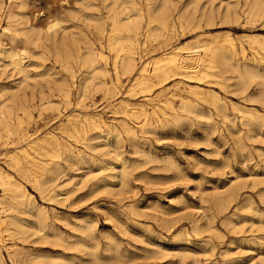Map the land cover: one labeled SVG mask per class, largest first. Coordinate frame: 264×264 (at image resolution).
Masks as SVG:
<instances>
[{"label": "rangeland", "instance_id": "rangeland-1", "mask_svg": "<svg viewBox=\"0 0 264 264\" xmlns=\"http://www.w3.org/2000/svg\"><path fill=\"white\" fill-rule=\"evenodd\" d=\"M0 1V32L9 26L4 47L23 50L22 65L30 66L21 74L0 56V102L8 105L11 129L1 126L0 168L29 197L26 209L0 214L9 227L0 264H264V49L251 39L264 43V0H134L141 28L137 37L122 31L119 45H130L131 36L138 68L148 63L152 71L175 47L183 54L191 46L225 45L240 69L255 75L241 81L217 59L215 77L202 84L169 73L139 87L135 75L113 74L107 33L100 38L97 30L101 19L110 31L108 17L128 12V0ZM10 10L19 25L8 21ZM163 18L169 27H160ZM54 21L61 26L46 32ZM90 49L107 56L105 77L88 72ZM30 158L49 171L28 170ZM11 215L27 225L24 232L10 225Z\"/></svg>", "mask_w": 264, "mask_h": 264}, {"label": "bare ground", "instance_id": "bare-ground-1", "mask_svg": "<svg viewBox=\"0 0 264 264\" xmlns=\"http://www.w3.org/2000/svg\"><path fill=\"white\" fill-rule=\"evenodd\" d=\"M12 1L13 0H10L9 2L12 4ZM90 1V0H88ZM103 1V0H102ZM105 2V1H104ZM129 3H131L132 5V8H130V10L128 12H124V13H117L115 12L114 14H112L110 17L108 18H111V29L110 31H106V28H105V23L107 24V22L101 20V19H98L100 22L98 24V35L99 37H103V35H105V32L107 33L106 36V43H107V47L109 49V51H112L113 53V61H112V69L114 71L113 74H115L116 78L119 79L120 76H127V77H132V76H136L135 77V82L138 83V87L139 85H150L152 82H153V79L156 78H159L161 76H167L169 75V73H172L174 74L175 76L177 75H181V76H184L186 77L187 80H190V81H197L199 84H202L203 83V80L206 78V77H209V76H214L215 77V74H214V71H212V69L214 68L213 65H215L216 63V60L217 59H220L222 60V62L226 63V64H229L230 66H232V68L238 70L239 72V76H240V79L241 81H245L246 79H249L251 78V80L253 79V76H255L253 74V70L251 69H245V70H241L239 65H238V61L237 59L233 56V55H230L228 54L227 52L224 51V46L225 45H219L217 47H215V49L213 50V47H210L208 45H199V46H196V47H192L191 48H185L187 49L185 53H180L179 52V49L180 47H175L174 49H172L171 51H168V52H165L164 54L161 55V57L158 58L157 61H155V65H154V68L153 70L151 71V69L149 70L148 68V65H151V64H141V66L138 68L137 67V64H136V56H135V48L133 46H130L132 45V42L134 43V41L131 39V36H128V40L130 42V45L128 46H125V45H119V40H120V36L119 34L122 32V31H127V32H130V33H134V37H137L138 34H139V31H140V28H141V24H140V21L137 20V17L141 15V9L140 8H137L135 7L136 4H135V1L134 0H128ZM188 2V1H187ZM85 3V2H84ZM108 3V2H107ZM106 3V4H107ZM117 3V2H116ZM3 3L0 1V7ZM115 4V3H114ZM260 2H257L255 3L254 5H258V9L257 11L259 12L260 9H261V5H259ZM98 5V4H97ZM3 6V5H2ZM114 6V5H112ZM86 7V6H85ZM253 7V6H252ZM92 8V6H91ZM94 8V7H93ZM109 8V7H108ZM121 8V7H120ZM97 9V8H96ZM175 9V8H174ZM112 10V9H111ZM115 10V8L113 9ZM117 10V8H116ZM115 10V11H116ZM127 10V9H126ZM178 10V9H177ZM93 11V10H92ZM110 11V10H109ZM170 11V10H169ZM180 11V10H179ZM187 11V10H186ZM81 12V11H80ZM261 12V11H260ZM264 12V11H262ZM261 12V13H262ZM78 13V12H77ZM85 13V12H84ZM179 13V12H178ZM178 13L176 15H178ZM226 13V12H225ZM181 14V13H180ZM260 14V13H259ZM23 15V14H22ZM89 15V14H88ZM97 15V14H96ZM261 15V14H260ZM263 16V15H261ZM17 16H19V14L15 11V10H10L9 11V14H8V21H12V22H17L18 21V18ZM87 16V15H86ZM98 16L100 17V15L98 14ZM107 17V15H105ZM258 16V14H257ZM22 17L20 18V20H22ZM84 17V16H83ZM92 18V17H91ZM168 18V17H167ZM229 18V17H228ZM6 19V18H5ZM80 19V18H79ZM61 20V19H60ZM84 20V19H83ZM180 20V19H179ZM255 20V19H254ZM64 21V20H63ZM11 22V24H12ZM14 22V24H15ZM91 22V21H90ZM95 22V21H94ZM92 24V22H91ZM17 25L18 22H17ZM22 25V24H21ZM31 25V24H30ZM29 25V26H30ZM33 25V24H32ZM63 25V24H62ZM96 25V24H95ZM162 28H167L169 27L168 26V22L167 21H164V18H163V22H161L160 24ZM36 26V25H35ZM35 26H31L29 28V31L30 32H35L36 31V28H34ZM61 26V22L60 21H54V22H51L50 24H47V27L45 26V30L47 29L46 32H53V31H57V28ZM78 26V25H77ZM76 26V28H77ZM159 27V28H160ZM3 28V27H2ZM95 28V27H94ZM186 28V27H185ZM9 30V26L7 27H4V31L3 32H0V56H4L5 58H9V64L10 66H12L14 68V70H18V72L21 74L22 73H25L26 74V68H30L29 67H25L24 65H22L23 63V59H24V55H25V52L23 50L21 51H17L15 50V48L13 47H4V43L1 39L2 35L5 34V32H7ZM41 30V29H40ZM44 30V31H45ZM61 30L63 31V29L61 28ZM65 30L64 29V33H65ZM14 31V30H13ZM39 31V29L37 30ZM59 31V29H58ZM170 31V30H169ZM15 34L14 36H18V34H20L18 32V30H15L14 31ZM29 32V33H30ZM36 33V32H35ZM45 33V32H44ZM58 33V32H57ZM64 33H60V35H64ZM72 34L74 32H71ZM156 33V32H155ZM161 33V32H160ZM67 34V32L65 33V35ZM157 34V33H156ZM25 35H27L25 33ZM29 35V34H28ZM33 35V34H32ZM45 36V34H43ZM56 35V33H55ZM146 35V34H145ZM248 35V34H247ZM37 36V35H36ZM52 36V35H51ZM77 36V35H76ZM152 36V35H151ZM23 37V36H22ZM40 37V36H38ZM54 37V36H53ZM61 37V36H59ZM63 37V36H62ZM70 37V35H69ZM73 37H74V34H73ZM158 37V36H156ZM24 38V37H23ZM41 38V37H40ZM72 37H70L71 39ZM32 40V38H30ZM44 39V38H43ZM50 39V38H49ZM64 39V38H63ZM251 39H253L254 42H258V45L259 47L263 48L264 49V43L262 41H259V38L258 37H252ZM19 40V39H18ZM53 40V39H52ZM58 40V39H57ZM69 40V39H68ZM76 40V39H75ZM156 40V38H155ZM21 41V39H20ZM33 41V40H32ZM49 41V40H48ZM47 41V42H48ZM62 41V39H61ZM61 41L59 43V48H62L61 45ZM67 41V39H66ZM65 41V42H66ZM77 41V40H76ZM75 41V42H76ZM157 41V40H156ZM24 42V41H23ZM52 42V41H51ZM64 41H62V44H63ZM72 42V41H70ZM69 42V43H70ZM74 42V44H75ZM83 42V41H82ZM126 42V41H125ZM33 43V42H31ZM35 43V42H34ZM50 43V41H49ZM54 43V42H53ZM58 43V42H57ZM67 43V42H66ZM178 43V42H177ZM43 44V43H42ZM51 44V43H50ZM84 44V43H83ZM82 44V45H83ZM179 44V43H178ZM35 45V44H34ZM64 45V44H63ZM76 45L78 46V43L76 42ZM193 45V44H192ZM227 45H230L231 46H234L235 43L233 40H230L229 43ZM8 46V45H7ZM33 46V45H32ZM55 46V45H54ZM73 46V44L71 45ZM179 46V45H178ZM42 47V46H41ZM66 47L68 48V46L65 45V48L63 47V51L64 49H66ZM152 47V46H150ZM56 48V47H55ZM58 48V47H57ZM103 48V47H102ZM234 48V47H233ZM236 48V47H235ZM182 49V48H181ZM48 50V49H47ZM68 50V49H67ZM233 50V49H232ZM59 51V49H58ZM86 51V50H85ZM84 51V52H85ZM236 51V50H235ZM57 52V51H56ZM204 52V54H203ZM69 53V52H68ZM64 54V53H63ZM70 54V53H69ZM235 54V53H234ZM259 54V53H258ZM35 55V54H34ZM38 55V54H37ZM89 55V54H88ZM31 56V55H30ZM36 56V55H35ZM39 56V55H38ZM43 56V55H42ZM58 56V54L56 55ZM55 56V57H56ZM87 56V55H86ZM207 56V58L205 57ZM34 57V56H33ZM44 58V57H43ZM60 58V57H59ZM1 59V58H0ZM45 59V58H44ZM1 62V61H0ZM79 62V61H78ZM103 62L105 63V65L103 66ZM148 62V61H147ZM2 63V62H1ZM57 63V62H56ZM87 66H88V72H92L94 74V77L95 78H101V77H105L107 74H109V71L106 67L107 65V56L104 54L103 51H95L94 49H90V58L87 60ZM258 63V62H257ZM7 64V63H6ZM5 64V65H6ZM109 64V63H108ZM5 65L4 67L2 68H5ZM30 65V64H29ZM68 65V64H67ZM9 66V65H7ZM6 66V67H7ZM33 68H35L34 66H32ZM41 67V66H40ZM39 67V68H40ZM244 68V67H243ZM37 69V68H35ZM71 69V68H70ZM214 70V69H213ZM3 71V70H2ZM13 71V70H12ZM227 71V70H226ZM225 71V72H226ZM47 72V71H46ZM228 72V71H227ZM18 73V74H19ZM17 74V72H16ZM17 74V75H18ZM49 75V74H48ZM173 75V76H174ZM47 76V75H45ZM42 77V76H41ZM168 77V76H167ZM166 77V78H167ZM264 77V76H263ZM40 78V77H39ZM43 78V77H42ZM41 78V79H42ZM48 78V77H47ZM164 78V79H166ZM213 78V77H212ZM256 78V77H254ZM30 80L32 78H29ZM36 79V78H35ZM89 79V78H88ZM132 79V80H133ZM216 79V78H215ZM221 79V78H220ZM218 79V80H220ZM262 79V78H261ZM27 80V79H26ZM36 81V80H35ZM58 81V80H57ZM56 81V82H57ZM158 81V80H157ZM64 82V81H63ZM254 83V81H252ZM21 83V81H20ZM25 83V81H24ZM48 83V82H47ZM80 83V82H79ZM101 83H104L105 84V81L101 80ZM187 83V82H186ZM27 84V83H25ZM61 84V83H60ZM73 84V83H72ZM87 84V83H86ZM133 84V83H132ZM243 84V82L241 83ZM62 85V84H61ZM68 85V84H67ZM190 85V84H189ZM211 85V83H210ZM38 86V85H37ZM48 86V85H47ZM65 86V85H64ZM63 86V87H64ZM95 86V85H94ZM118 86V85H117ZM133 86V85H132ZM175 86V85H174ZM243 86V85H242ZM39 87V86H38ZM60 87V86H59ZM87 87V86H86ZM90 87V86H89ZM178 87V86H177ZM249 87V86H248ZM69 88V87H68ZM134 88V87H133ZM199 86H196L193 90H196L198 91L199 90ZM87 89V88H86ZM137 89V88H136ZM139 89V88H138ZM142 89V88H141ZM189 89V88H188ZM187 89V90H188ZM247 89V88H246ZM245 89V90H246ZM94 90V88L92 89V91ZM140 90V89H139ZM248 90V89H247ZM91 91V92H92ZM133 91V90H132ZM142 91V90H141ZM241 91V90H240ZM242 91H243V88H242ZM4 92V91H3ZM64 92V91H63ZM82 92V91H81ZM90 92V90H89ZM98 92V91H97ZM134 92V91H133ZM131 92V93H133ZM151 92V91H150ZM156 92V91H155ZM122 93V92H121ZM200 93V92H199ZM245 93V92H244ZM260 93V92H259ZM128 94V93H127ZM191 94V93H189ZM242 94V93H241ZM65 99H67L69 97V95H65ZM120 96V95H119ZM192 96V94H191ZM249 96V95H248ZM264 96V95H263ZM91 97V96H90ZM175 97V96H174ZM14 98V97H13ZM17 98V97H16ZM15 98V100H16ZM149 98V97H148ZM162 98V97H161ZM1 99V98H0ZM10 99V98H9ZM219 98L217 96H215L214 98V101L215 100H218ZM246 99V98H245ZM13 100V99H12ZM78 100V99H77ZM160 100V99H159ZM247 100V99H246ZM71 101V100H70ZM86 101V99H85ZM249 101H250V97H249ZM248 101V103H249ZM52 102V101H51ZM246 102V101H245ZM251 102V101H250ZM147 103V102H146ZM187 103V102H185ZM195 103V102H194ZM262 103V102H261ZM14 104V103H13ZM49 104V103H48ZM51 104V103H50ZM119 104V103H118ZM208 104V103H207ZM16 105V104H15ZM172 105V104H171ZM185 106H187L186 104H184ZM5 106H8L7 103L5 102H0V131H1V126L7 131V132H10V124H9V114L4 110V107ZM10 106V105H9ZM45 106V105H44ZM48 106V105H47ZM194 107V105H192ZM200 106V105H199ZM213 106V105H212ZM43 107V106H42ZM178 107V105H177ZM183 107V106H182ZM192 107V109H193ZM6 108V107H5ZM15 108V107H14ZM157 108V107H156ZM239 108V107H238ZM237 108V109H238ZM29 109V108H28ZM163 110V109H162ZM171 110V109H170ZM195 110V109H194ZM194 110L193 111V114H194ZM243 110V109H242ZM128 111V110H127ZM175 111V110H174ZM239 111V109H238ZM249 111V110H248ZM141 112L143 113V115L145 117L148 116L147 112L145 109H142ZM155 112V111H154ZM130 113V112H129ZM182 113H183V109H182ZM222 113V112H221ZM242 113V112H241ZM115 114V113H114ZM154 114V113H153ZM156 114V113H155ZM167 114V113H166ZM124 115V114H123ZM142 115V116H143ZM198 115V114H197ZM177 116V115H176ZM200 116V114H199ZM250 116V115H249ZM155 117V116H154ZM205 117V116H204ZM247 117V116H246ZM251 117V116H250ZM144 118V117H143ZM241 118V117H240ZM239 118V119H240ZM207 119V118H206ZM242 119V118H241ZM240 119V120H241ZM244 119V118H243ZM255 119V118H254ZM154 120V119H153ZM169 121V120H168ZM211 121V120H210ZM245 121V120H244ZM263 121V120H261ZM92 122L94 124H97V125H104L105 123L103 122V124H100L98 123L96 120H94V118L92 119ZM119 122V121H118ZM63 123V122H62ZM119 124V123H118ZM204 124V122H203ZM245 124L247 125H253V117L252 118H247V123L245 122ZM64 125V124H63ZM245 125V126H246ZM65 126V125H64ZM127 126V125H126ZM245 126H242V127H245ZM106 127V126H105ZM120 128V127H119ZM110 129V128H108ZM113 129V128H112ZM130 129V128H129ZM142 129V128H141ZM234 129V128H233ZM103 130V129H102ZM119 130V129H118ZM209 130V129H208ZM227 130V128H226ZM107 131V130H106ZM105 132V131H104ZM231 132V131H230ZM233 132V131H232ZM231 132V133H232ZM239 132H240V129H239ZM105 134V133H104ZM240 134V133H239ZM2 135V134H1ZM107 135V134H106ZM128 135V134H127ZM134 136V135H133ZM235 136V135H234ZM114 138V137H113ZM119 138V137H117ZM252 138V137H250ZM115 139V138H114ZM119 140V139H118ZM236 141V140H235ZM34 143V142H33ZM57 143V142H55ZM236 143V142H235ZM3 145V144H2ZM32 145V144H30ZM29 145V146H30ZM238 144L236 143V146ZM5 146V145H4ZM238 147L240 148V146L238 145ZM8 149V148H6ZM243 150V149H242ZM13 151V150H12ZM105 154V153H104ZM109 155V154H108ZM118 155V154H117ZM52 156V155H51ZM110 156V155H109ZM29 157V156H28ZM31 159V158H30ZM65 159V158H63ZM11 160L15 163V167H19V164H20V158L17 157V156H13L11 157ZM25 161V159H24ZM53 162V161H52ZM11 163V162H10ZM29 163V168L28 170H31L33 172H36V171H41L42 173H45L47 171H49V166L47 163L43 164V163H40V162H37L36 160L34 159H31L28 161ZM110 163V162H109ZM71 164V163H69ZM123 164V163H122ZM106 167V166H105ZM113 168V167H111ZM110 168V169H111ZM14 169V168H13ZM53 172V171H52ZM50 173V172H49ZM48 174V173H47ZM60 174V173H59ZM128 174V173H127ZM42 179V178H41ZM51 179V178H50ZM36 184H40V179L35 176L34 178ZM50 181V180H49ZM125 182V181H124ZM37 185V186H38ZM44 185V183H43ZM0 187H2L4 189V195H0V214L2 213V210L4 211H9V210H14V211H19L20 209H26L27 206L29 205L28 203V195L26 193V190H25V187L20 184V183H17L15 181H13V176L8 174L6 171H3L1 168H0ZM51 188V186H50ZM51 191V190H50ZM264 191V190H263ZM48 195V194H47ZM32 196V195H30ZM54 197V196H53ZM231 202V201H230ZM32 205V204H31ZM240 206V204H239ZM32 209H34L33 207L34 206H31ZM258 209V208H257ZM38 212L39 215H38V218L37 220L39 221L40 224H42L43 226L42 227H39L38 226V229L40 228V232H43L45 231V225L43 224L44 223V216L41 214L43 212V208L42 207H38ZM256 210V209H255ZM36 213V212H35ZM45 213V212H44ZM257 214V213H256ZM255 214V215H256ZM18 215V214H17ZM47 216V215H46ZM259 217V215H258ZM229 218V217H228ZM9 219H10V225L14 227L15 231L17 233H22L25 231V228L27 227V225L22 222V219L20 220L17 216L15 215H11L9 216ZM225 219V218H224ZM231 220V219H230ZM37 222V221H36ZM246 223V222H245ZM39 224V225H40ZM89 224V223H88ZM91 224V222H90ZM198 224V223H197ZM235 224V223H234ZM233 224V225H234ZM30 225V224H28ZM92 225V224H91ZM237 225V224H236ZM203 226V225H202ZM3 227H5L3 229ZM204 227V226H203ZM195 228V227H194ZM209 228V227H207ZM234 229V228H233ZM9 230V227H7V222L5 220V218L3 219L0 215V242H3V232H6ZM202 230V229H201ZM14 231V230H13ZM34 231V230H33ZM32 231V233H33ZM211 231V230H210ZM215 231V230H214ZM39 232V231H38ZM218 232V231H217ZM217 232H215L217 234ZM35 234V233H34ZM38 234V233H37ZM41 234V233H40ZM38 234V235H40ZM36 235V237L38 236ZM57 235V234H55ZM55 235L53 234V236L55 237ZM219 235V233H218ZM48 236V235H47ZM52 236V237H53ZM18 237V236H17ZM22 237V236H21ZM24 237V236H23ZM27 237V236H26ZM23 239V238H22ZM26 240V239H25ZM59 240V238H58ZM62 240V238H61ZM24 241V240H23ZM262 242V241H261ZM260 243V242H259ZM78 244V242H77ZM81 245V244H80ZM85 245V244H84ZM257 245V244H256ZM261 245V244H260ZM86 247V246H85ZM90 247V246H89ZM95 247V246H94ZM263 247V246H262ZM81 248V247H80ZM66 250V249H65ZM64 250V251H65ZM214 250V249H213ZM119 252V251H118ZM231 252V251H230ZM29 253V252H28ZM93 253V252H92ZM31 254V253H30ZM227 254V253H226ZM12 255V254H11ZM90 255V254H89ZM224 255V253H223ZM222 255V256H223ZM1 258V257H0ZM4 258V257H3ZM68 258V257H67ZM76 258V257H75ZM121 258V257H120ZM261 258V257H260ZM94 259V258H93ZM129 259V258H128ZM263 259V258H261ZM70 260H73V259H70L69 258V261ZM66 261V259H65ZM68 261V262H69ZM100 261V260H99ZM103 261V260H102ZM112 261V260H111ZM1 262V261H0ZM67 262V261H66ZM72 262V261H71ZM79 264V263H78ZM89 264V263H88ZM93 264H95L93 262ZM259 264H261V262H259Z\"/></svg>", "mask_w": 264, "mask_h": 264}]
</instances>
